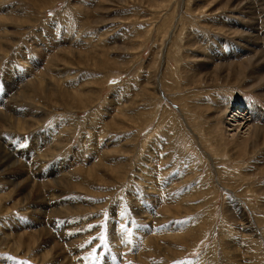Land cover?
Listing matches in <instances>:
<instances>
[{
    "label": "rangeland",
    "instance_id": "rangeland-1",
    "mask_svg": "<svg viewBox=\"0 0 264 264\" xmlns=\"http://www.w3.org/2000/svg\"><path fill=\"white\" fill-rule=\"evenodd\" d=\"M0 25V264H264V134L223 126L264 111V0H0Z\"/></svg>",
    "mask_w": 264,
    "mask_h": 264
},
{
    "label": "bare ground",
    "instance_id": "bare-ground-1",
    "mask_svg": "<svg viewBox=\"0 0 264 264\" xmlns=\"http://www.w3.org/2000/svg\"><path fill=\"white\" fill-rule=\"evenodd\" d=\"M88 1V0H87ZM173 1V0H172ZM4 2V1H3ZM143 2V1H142ZM15 6H14V13H15V15H16V12H15ZM263 8L261 7V10H262ZM4 15H5V17H4ZM3 15V17L5 18V19H10V17H12V15H10V14H4ZM29 15V14H28ZM30 16V15H29ZM21 17V16H20ZM2 21H4V20H2ZM16 22H17V20H16ZM14 23V22H13ZM15 24V23H14ZM22 24H24L23 22H22ZM20 25H21V23H20ZM1 26V25H0ZM3 27V26H2ZM7 27V26H6ZM11 27V26H10ZM22 27H23V25H22ZM21 27V28H22ZM13 28V27H12ZM175 28V27H174ZM247 29V28H246ZM7 30H8V28H7ZM6 29H4V30H1V34H4V38L5 37H7V36H10L9 34H7V33H9L8 31H7ZM22 30V29H21ZM24 30V29H23ZM10 31V30H9ZM12 31H13V29H12ZM11 31V32H12ZM25 31V30H24ZM11 38H12V36H10ZM2 38V37H1ZM182 38V37H181ZM13 39H15V38H13ZM5 40V39H4ZM6 41H7V39H6ZM13 41V40H12ZM11 41V42H12ZM16 42V41H15ZM1 44H2V42H1ZM0 44V46L1 47H3V45H1ZM0 47V48H1ZM77 47V46H76ZM65 48V47H64ZM9 49V48H8ZM12 49V48H11ZM11 49H9V51L11 50ZM59 49V48H58ZM61 49H63V48H61ZM4 50V47H3V49H2V51ZM66 49H64V51H65ZM1 51V52H2ZM6 51H8V50H6ZM57 51V50H56ZM259 51V50H258ZM60 52V51H59ZM61 52H63V50H61ZM66 52V51H65ZM8 53V52H7ZM204 53V52H203ZM55 54H58V53H55ZM61 54V53H60ZM66 54H67V52H66ZM217 55V54H216ZM260 56H262V55H260ZM75 57V56H74ZM222 57V56H221ZM103 58V57H102ZM208 58V57H207ZM78 59H79V57H78ZM187 59V58H186ZM212 59V58H211ZM217 59V58H216ZM221 59V58H220ZM251 59V58H250ZM262 59H264V58H262ZM81 60V59H80ZM213 60H214V58H213ZM254 61V60H253ZM261 61V60H260ZM52 62V61H51ZM201 62V61H200ZM207 62H209V61H207ZM202 63V62H201ZM246 63V62H245ZM258 63V62H257ZM262 63H264V61L262 62ZM43 64H45V63H43ZM225 64V63H224ZM180 65V64H179ZM190 65V64H189ZM198 65H200V64H198ZM197 65V66H198ZM202 65H205V63L204 64H202ZM212 65V64H211ZM260 65H262L261 63H260ZM259 65V66H260ZM228 66V65H227ZM180 67V66H179ZM182 68H184L183 67V65L181 66ZM193 67V66H192ZM195 67H196V65H195ZM200 67V66H199ZM231 67V66H230ZM230 67H227V70L228 69H230ZM235 67V66H234ZM243 67V66H242ZM194 68V67H193ZM202 68V67H201ZM206 68V67H205ZM232 68H233V66H232ZM232 68H231V70H230V73L231 72H234L235 73V70L234 71H232ZM244 68V67H243ZM246 68V67H245ZM262 68H264V66H262ZM175 69V68H174ZM185 69V68H184ZM235 69V68H234ZM253 69V68H252ZM181 70V69H180ZM191 70V69H190ZM198 70V69H197ZM217 70H221V69H217ZM236 70H238V72L237 73H239V75H240V72L242 71V68H241V65H240V67H237L236 66ZM248 70V69H247ZM264 70V69H263ZM262 70V71H263ZM179 71V70H178ZM244 71V70H243ZM259 72L261 71V68H259V70H258ZM204 72V71H203ZM218 72V71H217ZM255 72V71H254ZM195 73V72H194ZM236 73V74H237ZM248 73V72H247ZM249 73H252V72H249ZM200 74H201V72H200ZM199 74V75H200ZM242 74V73H241ZM257 74V73H256ZM259 74V73H258ZM261 74V73H260ZM197 75H198V73H197ZM252 75H254V73L252 74ZM257 76V75H256ZM259 76V75H258ZM258 76H257V78H258ZM263 76V77H262ZM261 77L262 78H260L262 81H263V79H264V75H262ZM227 77V76H226ZM186 78V77H185ZM199 78V77H198ZM256 78V77H255ZM39 79V78H38ZM221 79H222V77H221ZM260 80V81H261ZM153 83V82H152ZM257 83H259V81L257 82ZM248 84V83H247ZM260 85V84H259ZM52 90V89H51ZM37 92V91H36ZM54 92V91H53ZM69 93H70V91H68ZM67 92V93H68ZM260 93V92H259ZM53 98V97H52ZM217 102V101H216ZM241 102V101H240ZM242 103V102H241ZM247 107V106H246ZM228 108H230V107H228ZM215 109H217V111L219 110V108H215ZM214 109V111H216ZM247 109H248V111L247 112H245L244 113V111H245V108L244 107H242V106H237V105H234V107H231V109H230V115H228L229 116V118H226L224 121H225V123L223 124V122H222V124H223V126H226L227 128V130H225L228 134H229V131H231V137H233V136H237V138H239V141H240V143H242V144H247L248 145V147H249V150H250V152H252V150H253V148L256 146V148H257V145L256 144H258L259 142H261V140H260V138L261 137H263V134H264V127H263V125H261V123H259L260 121H261V119H264V117H263V115H264V111H258L259 113H260V115L258 116V118H256V108L254 107V106H251V107H247ZM198 109H196L195 111H197ZM220 111H221V109H220ZM225 111V110H224ZM223 112V110L221 111V113ZM226 112V111H225ZM228 112V113H229ZM243 113V114H242ZM250 113V116H251V118H250V116H247L248 114ZM188 114H190V113H188ZM219 114V113H218ZM223 114V113H222ZM23 115V114H22ZM214 115H216V114H214ZM184 116V115H183ZM209 116V115H208ZM211 116V115H210ZM221 116V115H220ZM3 117V116H2ZM5 117V116H4ZM188 117V116H187ZM190 117V116H189ZM183 118H185V117H183ZM214 118V117H213ZM221 118V117H220ZM10 119H11V117H10ZM13 120H14V118H13ZM24 121V120H23ZM187 121V120H186ZM190 121H191V119H190ZM196 121V120H195ZM25 122L27 123V120H25ZM221 122V121H220ZM29 123V122H28ZM30 124H33V123H30ZM28 125V124H27ZM220 126V125H219ZM222 126V125H221ZM261 126V127H260ZM21 127H23L22 125H21ZM26 127V126H25ZM229 127H231V129H229ZM263 127V128H262ZM193 128V127H192ZM221 129V131L223 130V129H225V128H220ZM243 130V135H241L240 136V132ZM203 131V130H202ZM201 131V132H202ZM191 132H192V134L197 138V140H198V142L199 141H201L200 140V138H202V135H201V137L198 135V134H196V133H194L192 130H191ZM225 132V133H226ZM226 133V134H227ZM207 134V133H206ZM223 134V133H222ZM206 136V135H205ZM204 135H203V137H205ZM225 137V136H224ZM222 138V141H221V143H220V145H222L223 147L226 145V139L225 138ZM227 137V136H226ZM209 139V138H208ZM203 140H204V138H203ZM202 140V141H203ZM238 140V139H237ZM202 141H201V143H202ZM206 141V140H205ZM204 142V141H203ZM209 143V142H208ZM206 144H207V142H206ZM211 146V145H210ZM213 146H215V145H213ZM236 146V145H235ZM227 147V146H226ZM264 148V147H263ZM148 150V149H147ZM150 150V149H149ZM248 150V151H249ZM255 150V149H254ZM253 150V151H254ZM229 151V150H228ZM256 151V150H255ZM221 152V151H220ZM0 155H1V158H4V159H0V165L4 168V166L7 164V163H9L10 164V161L9 160H7V155H6V152L2 149V151L0 150ZM255 153V152H254ZM8 155H10V154H8ZM259 156V155H258ZM9 157V156H8ZM217 157H219V156H217ZM217 159V158H216ZM229 159V158H228ZM14 160V159H13ZM227 160V159H226ZM230 160V159H229ZM244 160V159H243ZM228 161V160H227ZM231 161V160H230ZM145 162H146V160H145ZM149 162V161H148ZM218 162V161H217ZM224 163H225V161H224ZM95 165V164H94ZM93 165V166H94ZM219 165V164H218ZM16 166V165H15ZM214 166V165H213ZM150 167V166H149ZM217 167V166H216ZM82 168V167H81ZM92 168V167H91ZM146 168V167H145ZM152 168V167H151ZM6 169V168H5ZM79 169V168H78ZM147 172V171H146ZM159 173V172H158ZM60 174V173H59ZM158 175V174H157ZM23 176V175H22ZM144 177H146V176H144ZM155 177H157V176H155ZM70 178V177H69ZM148 178V176L146 177V179ZM166 178V177H165ZM178 178V177H177ZM154 179V178H153ZM157 179V178H156ZM149 180V179H148ZM13 181H15V180H13ZM22 181H24L25 182V184H24V189H23V191H27V189L30 187V186H32V184H29V179L26 177L25 179H22ZM43 181V180H42ZM161 180H159V182H160ZM41 182V181H40ZM9 183V182H8ZM42 183V182H41ZM147 183H149V181L147 182ZM165 183V182H164ZM12 184V183H11ZM146 184V183H145ZM166 184V183H165ZM13 185V184H12ZM18 186V185H17ZM150 186V185H149ZM155 186V185H154ZM153 186V187H154ZM23 187V186H22ZM157 187H158V185H157ZM155 188V187H154ZM150 189H151V187H149L148 188V192L150 191ZM156 189V188H155ZM162 189V188H161ZM31 190V189H30ZM37 191V190H36ZM34 192V191H33ZM23 193V192H22ZM151 194H152V190H151ZM171 194V193H170ZM24 195V194H23ZM168 195H169V193H168ZM167 195V196H168ZM235 196V195H234ZM39 197V196H38ZM165 197H166V194H165ZM234 198V197H233ZM235 198L237 199V200H239V198L238 197H236L235 196ZM234 198V199H235ZM167 199H170V198H167ZM42 205V204H41ZM44 207V206H43ZM242 215V214H241ZM37 234V233H36ZM35 235V234H34ZM21 238V237H20ZM54 244V243H53ZM231 246V245H230ZM232 249V248H231ZM238 255V254H237ZM67 258V257H66ZM68 259V258H67ZM67 263V262H66Z\"/></svg>",
    "mask_w": 264,
    "mask_h": 264
},
{
    "label": "snow or ice",
    "instance_id": "snow-or-ice-1",
    "mask_svg": "<svg viewBox=\"0 0 264 264\" xmlns=\"http://www.w3.org/2000/svg\"><path fill=\"white\" fill-rule=\"evenodd\" d=\"M90 227H92V226H90ZM123 230H124V228H123V226H121V231H123ZM95 239H96V237H93V240H95ZM99 239H100L101 244L106 243V236L103 232L100 234ZM88 243L90 244V243H92V241L90 240V241H88Z\"/></svg>",
    "mask_w": 264,
    "mask_h": 264
}]
</instances>
